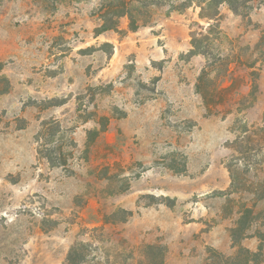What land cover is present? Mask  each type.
Segmentation results:
<instances>
[{"label":"rangeland","instance_id":"1","mask_svg":"<svg viewBox=\"0 0 264 264\" xmlns=\"http://www.w3.org/2000/svg\"><path fill=\"white\" fill-rule=\"evenodd\" d=\"M102 2L0 0V264H264V0L219 7L208 59L195 5L96 37Z\"/></svg>","mask_w":264,"mask_h":264},{"label":"trees","instance_id":"2","mask_svg":"<svg viewBox=\"0 0 264 264\" xmlns=\"http://www.w3.org/2000/svg\"><path fill=\"white\" fill-rule=\"evenodd\" d=\"M254 0H182V1H169L166 3L165 0H105L98 5L95 10L94 16L98 20V25L94 29V35L100 36L106 32H115L119 35L127 32H136L140 27L146 26L150 22L151 11L153 8L159 9L168 5V11H184L195 5L199 8V19L206 22V26H199V30H193L190 32V50L189 56L202 55L208 59L209 45L212 36H220L221 28V13L219 7L222 4H227L229 9L236 15L241 17H248L247 12H242L241 9L247 7V3L253 2ZM126 18L127 29L122 30L120 28V20ZM105 45L111 46V44L105 43ZM255 48L259 51L264 52V33L261 35ZM203 71L202 73H204ZM257 88L256 84L252 86V92ZM46 126V123L43 124ZM24 126H20L23 128ZM42 131L38 132L37 139L42 136ZM52 141V140H51ZM39 155H43L50 165L58 167L61 163L57 157L53 156L54 151L50 150L46 154L38 151ZM179 172V171H177ZM241 219V218H240ZM240 219L238 220V226L241 225ZM238 228L231 229L233 243H237L238 240L234 238ZM245 229V226L241 225V231ZM235 235V236H234ZM211 259H224L228 264H250L255 263L253 257L256 253L249 251L243 247H239L237 255L234 257H225L222 253L216 250H210ZM143 264H164L166 248L162 245H147L144 248ZM67 261L70 264H81L85 262V257L78 251V246L71 247L67 254Z\"/></svg>","mask_w":264,"mask_h":264}]
</instances>
